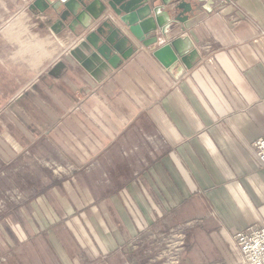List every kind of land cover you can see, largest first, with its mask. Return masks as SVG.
<instances>
[{"label":"crops","instance_id":"crops-1","mask_svg":"<svg viewBox=\"0 0 264 264\" xmlns=\"http://www.w3.org/2000/svg\"><path fill=\"white\" fill-rule=\"evenodd\" d=\"M33 1L0 0V152L16 164L31 149L77 172L55 183L48 169L19 171L35 196L20 209L23 241L0 221L7 264L103 253L120 264L118 247L142 227L190 218L204 224L189 232L184 264H238L231 235L264 226L251 146L264 137V0H195L193 15L207 16L180 34L191 67L171 73L131 37L134 54L99 79L70 54L82 36Z\"/></svg>","mask_w":264,"mask_h":264},{"label":"water","instance_id":"water-1","mask_svg":"<svg viewBox=\"0 0 264 264\" xmlns=\"http://www.w3.org/2000/svg\"><path fill=\"white\" fill-rule=\"evenodd\" d=\"M175 3L176 15L165 10ZM38 9L56 25L82 36L70 54L92 76L99 79L128 60L138 48L131 37L172 73L183 66L191 67V53H185L180 34L205 19L207 13L193 15L200 6L195 0H34ZM106 16L105 19H102ZM177 31H171L172 25ZM161 37L167 42L160 43ZM130 43V46L128 47ZM197 55L195 50L191 51Z\"/></svg>","mask_w":264,"mask_h":264},{"label":"rangeland","instance_id":"rangeland-1","mask_svg":"<svg viewBox=\"0 0 264 264\" xmlns=\"http://www.w3.org/2000/svg\"><path fill=\"white\" fill-rule=\"evenodd\" d=\"M37 168L48 169L53 177L52 181L59 183L69 178L77 172L76 167L67 161H58L54 156L50 154H36L31 149L25 151L22 157V162L14 163L7 160L0 152V221H7L12 232L16 234L19 241L24 240V229L21 227L20 221V209L25 206L34 196V189L27 190L21 187L19 171L27 170L34 173ZM159 209V208H158ZM163 210V211H162ZM165 214L168 210L162 205L161 210H157V215ZM189 222H192L190 224ZM204 220L202 218H190L180 221L174 225L157 226L155 224H149L139 229L130 239V241L118 247L120 253V264H135L134 260L138 261V264H143L147 259L148 247L151 248V244L154 247L149 251L152 258L158 256L159 252L164 249L163 243L167 244L168 241H164V238H169V242L180 238L182 232L185 234V250L179 258L177 264H184L188 253V238L189 232L193 229L202 227ZM184 228V230L182 229ZM185 231V232H184ZM1 233V225H0ZM141 235H143L141 237ZM145 239V240H142ZM145 243L144 247L136 248L138 244ZM232 243V241H231ZM233 245V244H232ZM162 247L160 250L159 248ZM164 248V249H163ZM160 250V251H159ZM137 251V255H135ZM14 251L7 249L6 252L0 254V264H7L10 260H13ZM13 258V259H12ZM15 264H21L15 260ZM80 264H112L110 253H103L97 258L84 257ZM201 264H227L224 261H205Z\"/></svg>","mask_w":264,"mask_h":264},{"label":"built area","instance_id":"built-area-1","mask_svg":"<svg viewBox=\"0 0 264 264\" xmlns=\"http://www.w3.org/2000/svg\"><path fill=\"white\" fill-rule=\"evenodd\" d=\"M256 156L258 157L261 168L264 169V137H260L251 142ZM192 224V222H189ZM184 230V228H182ZM185 232V231H184ZM143 235H141L142 237ZM165 237L164 241H168L164 244V249L159 252L158 256L152 258L149 251L154 247L151 244V248L148 247L147 259L143 264H177L181 254L185 250V234L182 232L180 238L170 241ZM145 240V239H142ZM233 247L239 253L238 264H264V226L250 225L245 229L239 230L231 235ZM145 243L138 244L136 248L144 247ZM160 250L162 247L159 248ZM159 250V251H160ZM137 255V251L135 253ZM135 264H138L137 260H134Z\"/></svg>","mask_w":264,"mask_h":264}]
</instances>
